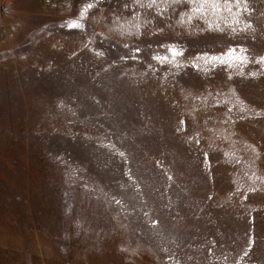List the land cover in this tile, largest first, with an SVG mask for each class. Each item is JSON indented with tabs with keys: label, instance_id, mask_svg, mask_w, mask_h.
Masks as SVG:
<instances>
[{
	"label": "rangeland",
	"instance_id": "374dc122",
	"mask_svg": "<svg viewBox=\"0 0 264 264\" xmlns=\"http://www.w3.org/2000/svg\"><path fill=\"white\" fill-rule=\"evenodd\" d=\"M149 2L0 0V264H264V0Z\"/></svg>",
	"mask_w": 264,
	"mask_h": 264
},
{
	"label": "snow or ice",
	"instance_id": "6c2138e0",
	"mask_svg": "<svg viewBox=\"0 0 264 264\" xmlns=\"http://www.w3.org/2000/svg\"><path fill=\"white\" fill-rule=\"evenodd\" d=\"M137 4H139L141 7H144V4L141 3V0H135ZM247 0H245V3ZM171 3L173 4H179V3H189L192 5L191 7V14H188L187 12L182 13L180 16L179 23L183 26L186 21L184 19L185 15H187V23L190 25L193 17H199V18H205L209 13L213 15L219 14L221 11V0H171ZM240 0H237V6H239ZM156 4V0H150V2L147 4V7L151 9ZM224 8L227 9V11H231V6L229 4V0H223ZM93 3H88L85 5L83 11L80 12V19H83L88 11L93 8ZM236 15H239L237 13ZM136 19H139V16L136 17ZM238 23V21H234ZM147 23V21H146ZM205 23H207L208 30L216 31L223 33L225 31L224 28L220 26V24H215L207 21L205 19ZM68 27L70 29H84L85 25L83 23H80L76 20H73L69 22L67 25H61V27ZM230 27V25H229ZM132 28L135 29V31H132ZM140 24H135L131 26L129 29L123 30L122 34L124 32L127 33V35H135L136 37H140L141 31H140ZM159 31H163V29H159ZM193 34L196 30H192ZM200 31H203L202 29ZM236 29L232 28V32L235 33ZM125 48H128L129 45L126 43L124 44ZM160 47L167 48L168 52L170 53L171 58H169L168 55H159L156 54L152 57V59L156 60L159 64L164 65L168 64L171 65L177 69L180 68H188L191 67L193 70L198 71L199 73L203 75H207L210 71L216 69L218 66H226L227 68H239L241 65L248 63V57L243 55H238L237 50L235 47H229L225 52L220 54H208L207 52L203 54H197L195 57H188L185 60H179L178 57H184V53L186 51L185 48H181L177 44H162ZM141 49L139 47H136L133 49V53L131 55L132 60L137 59V55L140 53ZM246 49L241 48L240 52L244 53ZM98 55H103V53H97ZM239 61V63H236ZM260 62L264 63V59H262ZM238 75H243V69L241 68L240 72L237 73ZM253 75H256L253 73ZM231 78V76H229ZM191 95V93H189ZM259 115V113H258ZM183 123V121L181 122ZM179 130V129H178ZM104 147H109L110 150L114 148L112 145H104ZM119 155L121 157H124L123 152H119ZM225 155H229L228 153H225ZM210 167V166H209ZM131 179V177H129ZM117 204H120L119 200L115 201Z\"/></svg>",
	"mask_w": 264,
	"mask_h": 264
}]
</instances>
